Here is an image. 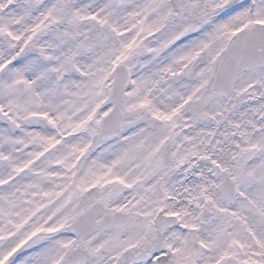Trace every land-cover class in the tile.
<instances>
[{
    "label": "snow or ice",
    "instance_id": "obj_1",
    "mask_svg": "<svg viewBox=\"0 0 264 264\" xmlns=\"http://www.w3.org/2000/svg\"><path fill=\"white\" fill-rule=\"evenodd\" d=\"M0 264H264V0H0Z\"/></svg>",
    "mask_w": 264,
    "mask_h": 264
}]
</instances>
